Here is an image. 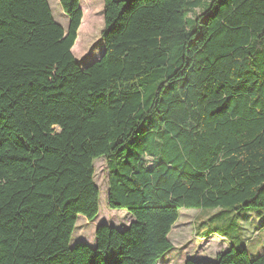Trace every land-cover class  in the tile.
<instances>
[{
  "label": "trees",
  "instance_id": "1",
  "mask_svg": "<svg viewBox=\"0 0 264 264\" xmlns=\"http://www.w3.org/2000/svg\"><path fill=\"white\" fill-rule=\"evenodd\" d=\"M58 2L66 29L47 0H0V264H158L180 209L264 212V0H102L86 67L80 0ZM99 158L132 222L70 246Z\"/></svg>",
  "mask_w": 264,
  "mask_h": 264
},
{
  "label": "rangeland",
  "instance_id": "2",
  "mask_svg": "<svg viewBox=\"0 0 264 264\" xmlns=\"http://www.w3.org/2000/svg\"><path fill=\"white\" fill-rule=\"evenodd\" d=\"M80 0L79 6L86 14V23L77 32L79 42L72 52L81 67L97 61L104 53L100 33L103 29L102 0ZM55 22L66 29L68 19L63 14L58 0H47ZM82 19V18H81ZM81 22V21H80ZM150 161L149 159H147ZM94 183L99 190L98 213L92 221L79 215L71 236L70 246L75 243L94 245L95 228L101 224L117 229L126 227L131 215L124 210L107 208V165L103 158L93 162ZM263 211L247 209L230 211L217 209H180L179 218L171 228L168 240L173 249L162 260L165 264H183L187 259L213 262L215 256L228 248L246 250L254 259L264 250ZM209 260V261H207ZM160 262V264H161ZM163 263V264H164Z\"/></svg>",
  "mask_w": 264,
  "mask_h": 264
},
{
  "label": "crops",
  "instance_id": "3",
  "mask_svg": "<svg viewBox=\"0 0 264 264\" xmlns=\"http://www.w3.org/2000/svg\"><path fill=\"white\" fill-rule=\"evenodd\" d=\"M131 222H132V219L130 218V219H129V223H131ZM129 223H128V224H129ZM216 256H217V255H216ZM216 256H215V259H216ZM215 259H214V260H215ZM214 260H213V261H214ZM198 261L203 262L204 260H198ZM207 261H209V260H207ZM184 262H185V261H184ZM184 262H183V264H184ZM163 263H164V261L161 262V264H163ZM158 264H160V262H159ZM164 264H165V263H164Z\"/></svg>",
  "mask_w": 264,
  "mask_h": 264
}]
</instances>
